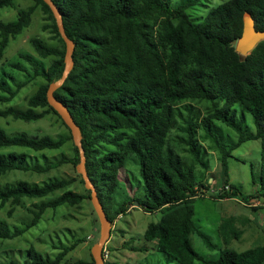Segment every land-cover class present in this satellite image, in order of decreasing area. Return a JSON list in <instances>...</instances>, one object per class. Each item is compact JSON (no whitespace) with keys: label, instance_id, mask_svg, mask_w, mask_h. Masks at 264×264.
Wrapping results in <instances>:
<instances>
[{"label":"trees","instance_id":"16d2710c","mask_svg":"<svg viewBox=\"0 0 264 264\" xmlns=\"http://www.w3.org/2000/svg\"><path fill=\"white\" fill-rule=\"evenodd\" d=\"M33 1L27 8L18 9L13 20H0V62L10 38L29 26L37 7L46 21L41 28L51 32L58 44L30 38L36 54L50 59L47 67L44 69L32 54L21 52L19 57L32 65L34 75H40L44 81L27 96L26 107H17L10 101L24 82H15L8 74L15 83L11 89L0 77V104L4 105L0 107V118L35 121L53 113L67 133L56 137L28 135L25 131L9 133L0 125V177L15 170L48 171L64 160L47 161L42 155L45 165L37 166L30 163L32 157L26 150H58L69 140L74 151L69 162L77 166L80 161L69 128L46 98L49 84L62 74L65 42L50 7L43 0ZM52 1L62 15L66 35L74 42L73 67L54 96L67 106L80 128L86 172L111 225L135 204L147 212H161L157 221L147 225L143 237L179 264H264V243L244 250L225 246L215 259L204 258L191 243L195 231L208 242L193 221L192 201L206 187L194 175L193 160L203 146L196 138L198 130L213 135V123L219 121L238 134L237 141L228 147L216 138L213 141L220 152L224 173L226 160L235 146L259 139L261 170L256 192L242 194L231 183L228 189L223 186L216 198H236L245 204L255 197L264 200V40L245 56L234 48L242 33L245 13L253 18L257 30H264V0H225L207 8L196 20L187 10L198 0ZM14 4V0H0V8ZM11 66L27 71L19 61L11 62ZM216 98L222 100V105L209 104L200 119L196 117L198 112L192 114L191 109L190 115L183 118L186 136L182 140L193 160L167 149L168 136L178 122L175 108L190 100L206 102ZM237 108L252 116L253 133H247L241 120L234 117ZM129 156L139 165L144 197L124 194L123 200L117 202L115 194ZM73 181L74 178L52 177L40 184L23 179L0 183V206L9 203L11 207L7 214L11 215L16 206L25 205L32 215L13 231L0 218V239L22 235L40 221L47 209L78 206L82 200L90 199L89 189L87 193L69 189ZM59 190L62 191L57 193ZM26 198L36 200L27 207ZM226 236L229 237L227 233ZM81 241L77 238L69 245L55 246L58 251L52 258L29 246L28 261L22 264H59ZM108 252L105 264H121L110 262ZM90 262L94 264L92 257Z\"/></svg>","mask_w":264,"mask_h":264},{"label":"rangeland","instance_id":"374dc122","mask_svg":"<svg viewBox=\"0 0 264 264\" xmlns=\"http://www.w3.org/2000/svg\"><path fill=\"white\" fill-rule=\"evenodd\" d=\"M173 3L177 0H171ZM225 0H198L187 11L196 20L207 8L216 6ZM14 6L0 8V20L7 22L13 20L17 10L27 8L34 3L33 0H14ZM46 21L39 7L31 16L30 24L15 37L10 38L4 49L0 62V77L6 81V85L13 89L15 83L8 78L11 74L15 82H24L10 104L17 107H26V98L32 93L44 79L40 75H34V67L26 60L19 57V53H29L45 69L50 59L40 58L33 50L30 38L38 37L49 45L58 44L51 32L43 30L42 24ZM19 61L27 71H20L11 66V62ZM34 75V77H33ZM33 77V78H32ZM1 93V92H0ZM208 103V104H207ZM217 107L222 105V100L216 98L208 101L190 100L175 108L177 112V125L172 128L168 136L167 149H171L181 157L190 156L183 143L186 132L182 130L186 122L183 118L198 112V119L204 115L210 105ZM4 106V105H3ZM0 104V107H3ZM237 120H241L247 133L255 130L252 116L238 109L233 112ZM176 119V115H175ZM0 125L9 133L25 131L28 135L48 134L52 137L67 133V128L53 113L35 121H23L10 117L0 118ZM213 135L204 130H198L196 138L203 145L196 152L193 160L194 175L197 181H204L205 189L192 201L193 221L196 228L208 237L205 241L196 231L191 234L193 248L204 258L215 259L220 249L228 246L236 250H244L264 243V200L251 198L250 203H243L236 198H221L216 196L225 184H233L242 194H254L257 188V180L261 170V155L259 139L243 141L231 150V155L226 160L227 172L224 173L220 161V152L213 142L215 138L220 144L228 147L238 139V134L230 127L215 121L212 126ZM205 135V136H204ZM200 144V145H201ZM17 151L25 150L22 147H13ZM10 150V149H7ZM6 151V150H4ZM32 157L30 163L44 166V155L47 161H54L57 166L48 171H22L15 170L0 177V183H15L20 179L29 182L42 183L49 178H74L69 186L76 192L87 193L84 182L80 181L77 166L69 159L74 155L71 140L67 141L58 150H44L34 152L26 150ZM121 173V185L115 194V199L120 202L124 194L144 197L143 181L139 172V165L134 157L129 156ZM62 190L57 191V193ZM239 198V197H238ZM27 207L35 198H26ZM257 206V207H253ZM10 204L0 206V218L5 219L9 228L22 227L31 218V213L25 205L16 206L11 215L7 214ZM161 215L160 211L147 212L144 208L135 204L118 216L111 228V234L106 242L107 259L121 264H179L172 256L156 250L154 242L146 241L143 232L150 222H155ZM99 221L92 206L91 200L86 198L78 206L62 205L57 209H47L40 221L30 227L22 235L12 239H0V262L13 261L19 264L28 261L26 250L34 246L47 257H54L57 253L55 246L69 245L75 239L83 241L67 253L59 264H91V247L99 238ZM226 237L227 243L222 238ZM226 233L228 236H226ZM221 234V235H220ZM90 236V238H88ZM93 236V237H92ZM92 237V238H91ZM141 248V249H140Z\"/></svg>","mask_w":264,"mask_h":264},{"label":"water","instance_id":"95a60500","mask_svg":"<svg viewBox=\"0 0 264 264\" xmlns=\"http://www.w3.org/2000/svg\"><path fill=\"white\" fill-rule=\"evenodd\" d=\"M51 9L58 28V32L65 42L64 68L59 79L49 84L46 90V98L48 104L58 113L65 125L69 128L74 145L78 148L80 161L77 165L78 173L81 174L86 189L90 190V200L97 219L99 221V238L91 247V256L94 264H105L102 256V248L110 237L111 222L107 218L106 213L98 199L97 192L91 180L89 179L85 167V154L82 146V135L79 126L74 122L67 106L54 96V91L63 84L68 73L73 67L72 53L74 42L66 35L62 15L58 7L52 0H43ZM261 40H264V30H257L254 25L253 18L245 13L243 16V28L241 36L235 43V51L241 56L247 55L254 46Z\"/></svg>","mask_w":264,"mask_h":264},{"label":"clouds","instance_id":"9594fccd","mask_svg":"<svg viewBox=\"0 0 264 264\" xmlns=\"http://www.w3.org/2000/svg\"><path fill=\"white\" fill-rule=\"evenodd\" d=\"M225 185H229V184H225ZM225 185H224V188H225ZM226 189V188H225ZM130 207H132V206H130ZM112 226V225H111ZM112 228V227H111ZM93 237V236H92ZM91 237V238H92ZM88 238H90V236H88ZM105 250H107V248H106V243H105V245L103 246V248H102V256H103V259H104V257L106 258V256H104V253H105ZM108 251V250H107Z\"/></svg>","mask_w":264,"mask_h":264},{"label":"built area","instance_id":"2783aa9c","mask_svg":"<svg viewBox=\"0 0 264 264\" xmlns=\"http://www.w3.org/2000/svg\"><path fill=\"white\" fill-rule=\"evenodd\" d=\"M225 188L228 189L229 185H225ZM104 256H107V250H105Z\"/></svg>","mask_w":264,"mask_h":264}]
</instances>
